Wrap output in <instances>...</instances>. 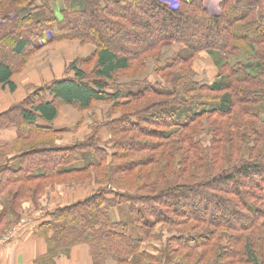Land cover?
<instances>
[{
    "label": "trees",
    "instance_id": "16d2710c",
    "mask_svg": "<svg viewBox=\"0 0 264 264\" xmlns=\"http://www.w3.org/2000/svg\"><path fill=\"white\" fill-rule=\"evenodd\" d=\"M176 1L178 8L161 0H108L105 7L99 0H64L61 18L45 5L40 15H8L18 18L17 24L38 25L30 30L43 31L35 34L38 40L49 30L51 40L87 38L96 46L95 78L87 79L72 63L75 77L53 82L49 98L22 110L32 131L54 129L51 123L62 104L82 109L97 102L134 105L113 128L123 136L116 149L98 147L88 167H61L54 157L40 169L26 165V157L20 166L0 167V195L18 186L10 192L14 215L32 181L97 168L99 183L109 185L110 190L95 192L42 222L39 233L47 239L51 264L84 243L97 263L110 257L119 264H264V147L250 146L264 143L263 130L253 126L264 127V0H215L216 12L209 0ZM106 14L109 21L103 19ZM99 27H109L110 34L103 39ZM178 45L183 51L174 47L165 54L167 47ZM26 46L37 49L40 43L25 37L13 50L21 54ZM203 51L224 61L216 60L220 69L212 83L198 81L190 68ZM157 56L165 81L138 91L107 89L116 73ZM13 74L1 61L0 88L16 89ZM205 119L212 134L207 146L196 139ZM108 158L130 161L112 167L104 164ZM127 174L133 175L131 183L124 181ZM121 199L128 200V215L115 220L112 210L122 206ZM12 222L1 212L0 232ZM160 224L179 227L180 234L156 256L144 244L157 238Z\"/></svg>",
    "mask_w": 264,
    "mask_h": 264
},
{
    "label": "rangeland",
    "instance_id": "374dc122",
    "mask_svg": "<svg viewBox=\"0 0 264 264\" xmlns=\"http://www.w3.org/2000/svg\"><path fill=\"white\" fill-rule=\"evenodd\" d=\"M99 1L102 7H105L108 3V0ZM161 1L171 7L178 8L180 5L176 0ZM216 4L215 0H209V6L213 12L218 10L217 6L215 7ZM44 5L53 9L59 18L62 17L61 11L65 6L64 0H0V23L5 21L8 23L4 24L5 31L0 30V62L6 61L11 66L14 73L13 81L16 84L14 91H10L9 87L1 91L0 98H3L0 99V129L3 130L5 126L10 124L15 125L17 128L16 138L13 142L0 146V167L9 164L8 161L14 157L19 160L16 164L14 163V167L20 166V159L25 157L28 159L26 165H32L33 168L39 169L47 164V159L53 157L57 158V163L61 167L72 166L75 163L86 164V167H88L92 159L99 155L98 147H106L110 151L116 149V142L123 136L113 131V128L119 125V121L126 112L128 113L134 109L133 104L131 107L122 104L115 107L113 102H97L88 109H82L78 105L62 104L58 116L51 123L52 126L55 125L51 131L35 132L32 131L28 123L23 122L22 110L30 109L29 107L35 100L40 101L49 98V85L65 77H75V73L70 67L72 63H76V67L86 72L87 79L95 78L96 59L94 53L96 46L93 41L87 38L51 40L52 33L47 30L49 29L48 26H43V29L47 31H44V37L38 40L35 34L43 33V31H30L36 29L38 25L29 21L17 24L18 18L15 17L14 20L8 18V15L13 18L14 14L18 13L26 16H34L35 13L40 15L46 11L42 8ZM110 17L106 14L103 19L109 21ZM102 23L103 21L100 22V26ZM1 29L3 30V28ZM96 30L103 39L111 32L108 31L109 27L108 30L104 27H99ZM97 33L96 35H98ZM9 34H12V36ZM25 37H32V39L39 41L40 48L35 49L26 46L21 54H16L13 50L15 44ZM172 48L176 52L184 49L182 45L169 46L165 54L169 55L174 50ZM217 57L215 58L208 52L203 51L191 60L190 68H193L196 72L198 81L202 83L215 81L220 69V64L218 65L216 60L220 59L221 64L224 62L221 55ZM159 67L158 56L148 59L145 64L135 62L127 71L116 73L112 81L108 82L107 89L113 91L121 87L126 91H138L150 84H156L158 80L160 82L165 81L164 74H166V71L158 70ZM211 96L215 97L214 95ZM207 103L211 104V102ZM253 126L263 130L264 134V127L257 123ZM202 129L196 139H199L204 146L210 145L212 134L208 131V121L206 119L203 120ZM254 144L256 147H264L263 142L258 141L255 143L252 141L250 146ZM79 156L83 157L78 158ZM246 159H250L249 154L246 155ZM110 161H112L111 158H108L104 164L115 167L130 160ZM99 172L97 168H89V170L82 173L53 176L49 179L36 180L26 184L28 197L21 200L18 215L13 214V207L9 204L12 197L10 194L11 189H18V186H13L14 188L0 195V213L6 212L7 218L10 217L13 221L9 226L1 228L0 237L9 233L20 223L28 222L35 215H42L47 213V210H52L57 212L58 216L61 214V208L88 200L95 192L110 190L108 189L109 185L99 183L97 177ZM127 175L129 176L124 181L131 183L134 180H131L133 175ZM38 187V192H34ZM132 191L134 192L135 189H132ZM121 201L122 206L112 210V218L115 220H124L128 215V205L126 204L128 200L121 199ZM167 205L164 204L163 207L166 208ZM210 209L213 210L214 207L211 206ZM114 212L115 214H113ZM52 218V216L49 217V219ZM55 221L59 222L58 218ZM11 227L13 228L9 230ZM178 228H171L163 224L158 225L157 238L145 243L144 250L158 256L159 251L166 249L172 238L180 234L177 232ZM204 228L206 227L201 226L199 230H205ZM228 233L230 234V232ZM84 244L89 248L93 264H119L110 257L103 263H101V260L97 263L91 254L90 245ZM172 245L176 246L175 244Z\"/></svg>",
    "mask_w": 264,
    "mask_h": 264
},
{
    "label": "crops",
    "instance_id": "0c3cea01",
    "mask_svg": "<svg viewBox=\"0 0 264 264\" xmlns=\"http://www.w3.org/2000/svg\"><path fill=\"white\" fill-rule=\"evenodd\" d=\"M4 90L5 88H0V94ZM9 90L11 91V89ZM16 133L17 128L13 124L5 126L3 130L0 129V146L12 143L16 138ZM8 162L9 165L14 166V163L16 164L19 160L14 157ZM52 212V210H47V213L31 217L28 222L13 226L18 231L11 241L0 246V264H51L46 259L47 239L41 236L39 228L42 222L48 220ZM53 264H93V260L89 248L85 244H81L74 246L68 255L56 257Z\"/></svg>",
    "mask_w": 264,
    "mask_h": 264
},
{
    "label": "built area",
    "instance_id": "2783aa9c",
    "mask_svg": "<svg viewBox=\"0 0 264 264\" xmlns=\"http://www.w3.org/2000/svg\"><path fill=\"white\" fill-rule=\"evenodd\" d=\"M17 231L18 229L14 228L9 233L0 237V246L11 241L15 237V234L17 233Z\"/></svg>",
    "mask_w": 264,
    "mask_h": 264
}]
</instances>
